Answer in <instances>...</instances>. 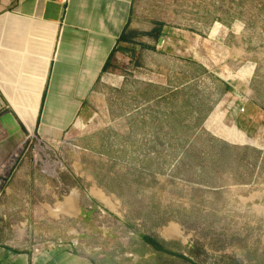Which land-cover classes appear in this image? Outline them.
I'll return each instance as SVG.
<instances>
[{"label":"rangeland","instance_id":"374dc122","mask_svg":"<svg viewBox=\"0 0 264 264\" xmlns=\"http://www.w3.org/2000/svg\"><path fill=\"white\" fill-rule=\"evenodd\" d=\"M133 24L140 33L114 56L98 119L56 141L58 196L70 190L64 175L87 173L104 194L83 202L110 211L97 219L109 233L166 236L194 261L174 264H264V0H135ZM221 103L237 104L252 130L238 127L239 148L204 126ZM101 232L90 231L95 254ZM116 236L110 251L126 248Z\"/></svg>","mask_w":264,"mask_h":264},{"label":"crops","instance_id":"0c3cea01","mask_svg":"<svg viewBox=\"0 0 264 264\" xmlns=\"http://www.w3.org/2000/svg\"><path fill=\"white\" fill-rule=\"evenodd\" d=\"M134 17L135 0H0V264L187 260L173 254L166 236L156 238L164 246L161 250L142 238L147 233L124 227L109 233L110 227L103 222L100 226L97 219L110 211L96 200L88 206L83 202L103 197L92 175L79 174L80 163L74 162L76 175L71 180L64 175L61 183L70 190L59 197L56 176L34 162L27 145L29 132L35 131L50 144L54 159L57 140L78 139L98 119V103L106 94L102 82L109 83L104 67L113 52L131 42L121 38L137 30ZM244 104L249 117L253 102ZM221 105L206 118L205 128L232 144H243L237 141L240 129L247 136L252 130L240 125L237 104ZM81 179L93 182L89 189L80 188ZM93 230L104 231L101 244L94 247L101 250L97 254L87 248L97 238ZM136 233L133 241L125 237ZM116 234L112 243L126 248L110 251L109 235Z\"/></svg>","mask_w":264,"mask_h":264},{"label":"built area","instance_id":"2783aa9c","mask_svg":"<svg viewBox=\"0 0 264 264\" xmlns=\"http://www.w3.org/2000/svg\"><path fill=\"white\" fill-rule=\"evenodd\" d=\"M240 110L244 111V106H242ZM27 145L33 155L34 162H40L43 165L44 171L48 175L56 176V166L60 163L63 164L60 159L56 161V150L54 155L55 157L52 159L50 157V153L54 150L50 144L45 139L37 135L35 131L29 132L27 136Z\"/></svg>","mask_w":264,"mask_h":264},{"label":"trees","instance_id":"16d2710c","mask_svg":"<svg viewBox=\"0 0 264 264\" xmlns=\"http://www.w3.org/2000/svg\"><path fill=\"white\" fill-rule=\"evenodd\" d=\"M163 26H164V23L162 21H158L157 22V25L155 27L152 28V30L150 31L151 34H154L157 38H159V36L162 34L163 32ZM140 32L138 30H135V31H129V32H126L123 36H122V40L123 41H132L134 39H136L135 37L139 34ZM114 52L111 54L110 58L108 59L105 67H104V70L105 71H112L115 69V65H114V62H113V56H114ZM225 91H231L233 90V87L228 84V83H225ZM213 140L215 139L214 137H212ZM223 143L225 145H227L228 147H232V145L226 141H223ZM187 144V143H186ZM185 146V149L186 150H189L187 149L189 144H187ZM234 147H237L239 148L240 146H235L233 144ZM146 242L152 244L153 246H155L157 249H161V250H164V246L159 244L158 241L156 240V236H153L151 234H144L143 237H142ZM173 254L174 255H177V256H183L184 258H186L187 260H189L190 262H194L193 260H191L188 256L184 255L183 253H180V252H177L175 250H173ZM195 264H200V263H195Z\"/></svg>","mask_w":264,"mask_h":264},{"label":"water","instance_id":"95a60500","mask_svg":"<svg viewBox=\"0 0 264 264\" xmlns=\"http://www.w3.org/2000/svg\"><path fill=\"white\" fill-rule=\"evenodd\" d=\"M161 39V38H160Z\"/></svg>","mask_w":264,"mask_h":264}]
</instances>
